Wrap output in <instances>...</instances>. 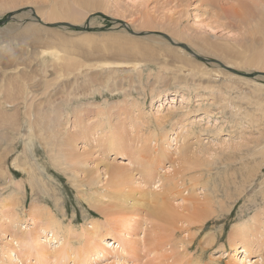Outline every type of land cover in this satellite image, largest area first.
Returning a JSON list of instances; mask_svg holds the SVG:
<instances>
[{"label": "rangeland", "instance_id": "1", "mask_svg": "<svg viewBox=\"0 0 264 264\" xmlns=\"http://www.w3.org/2000/svg\"><path fill=\"white\" fill-rule=\"evenodd\" d=\"M206 1L0 0V47L13 40L28 22L47 29L38 31L41 44L31 43L20 50L21 41H11L14 49L19 47L20 51H9L12 52L10 66L3 65L5 60L0 62V83L10 86V81L11 86L16 87L28 80L31 84L27 86L34 92L18 105L14 102L3 111L0 109V114L16 118L19 124L18 129L14 122L5 127L13 139L8 142L7 149L11 152L4 160L10 174L0 183V259L10 255L13 264H19L15 258L26 259L12 236L20 231L18 223L31 226L30 212L36 204H41L51 208L63 224L77 231L99 221L106 222L105 228L111 226L113 232L124 233L125 240H129L126 249L114 248L97 264H112L114 253L121 256L124 264H150L153 259L160 264L172 261H177L176 264H236L233 261L236 225L250 223L254 215L264 213V25L258 28L262 32L259 34L253 26L234 20L232 15L239 0ZM262 3L264 0H255L256 5H252L257 11H264ZM37 7L42 9L37 11ZM224 8L228 10L227 15L221 14ZM37 48H56L70 53V57L82 62L80 65L89 64V69H83L81 74L76 73L80 67L73 74L67 72L66 82L70 86L59 88L62 78L56 76L67 60L56 65L47 54L41 63L39 57H31ZM124 53L128 61L138 63L136 70L126 68L116 75L111 69L96 65L124 59L118 58ZM187 54L205 69V74L193 65L192 74L187 67L176 69L178 61L181 65L187 61ZM92 71L100 72L93 74ZM21 73L26 81L17 77ZM5 78L9 80L3 81ZM173 97L177 100L175 106L166 111L167 102H172ZM102 108L110 110H105L104 116L99 115ZM26 112L30 116L26 117ZM169 112L172 115L169 114L162 128L157 117ZM105 116L114 128L121 130L122 144L131 147L124 152H129L130 156L123 155L119 161L123 158V162L129 161V166L139 167L134 150L145 135L156 149L164 144L171 151L176 150L173 157L180 153L190 162L189 170L203 174L196 193L201 199L207 195L205 200L217 212L189 230L185 229L189 224L172 225L158 220L149 214L152 206L145 194L160 187L154 188L156 183L148 184L141 172L135 170L130 186L134 195L128 199L140 196L133 203L141 213L120 216L100 213L113 204L133 208L132 202H121L119 194L123 190L113 191L107 185L105 171L112 154L103 156L99 151L104 150L94 137L99 129L91 130L95 133L90 135L91 141H86L76 123V118H83L86 120L83 126L87 124L86 127L91 128ZM165 133L169 137L166 140ZM68 140L74 146H67ZM83 150L86 171L76 165ZM164 160L165 165L171 164L166 157ZM173 167L171 164L165 170ZM160 175L156 173L157 182ZM92 177L99 182H89ZM108 193H115V197L110 198ZM182 203L181 198L174 201L176 206ZM14 218L18 222L11 221ZM253 230H257V225ZM145 232L146 245L137 244ZM84 236L70 240L71 247H66L65 258H55L45 264H74L75 256L71 252L77 244L80 249L82 245L90 248L89 253L82 249L86 251V254L83 251L84 256L92 254L95 239L90 234ZM11 237L14 245L8 240ZM184 237L188 243L182 242ZM149 241L152 246L148 245ZM156 244L159 246L155 252ZM11 246L14 247L12 252L8 250ZM238 247V257H244L243 244ZM262 250L259 246L252 248L251 263H245L261 264L263 260L257 262L256 259H264ZM88 256L83 262V257L77 255L78 262L88 264L85 263ZM197 260L199 262L195 263Z\"/></svg>", "mask_w": 264, "mask_h": 264}, {"label": "bare ground", "instance_id": "2", "mask_svg": "<svg viewBox=\"0 0 264 264\" xmlns=\"http://www.w3.org/2000/svg\"><path fill=\"white\" fill-rule=\"evenodd\" d=\"M204 1L207 3L206 0H204ZM14 2H15V0H14ZM254 3H255V0H250V1L249 0H239L238 6H237L238 8L235 9V13L232 15L235 17H232V18L234 20L239 21L240 23L246 24L248 26H253L252 29H254L255 31H258V28L260 26L264 25V11H257L256 6L253 7V5H252ZM254 5H256V4H254ZM262 5H264V3H262ZM16 6H17V3H16ZM220 7H222L221 4H220ZM37 9L36 10L39 11L42 8L37 7ZM38 13H40V12H38ZM31 14H33V13H31ZM221 14L227 15L228 10L226 8H224V10H222ZM22 15H24V14H22ZM45 16H48V15H45ZM254 24H255V26H254ZM17 27H19V25ZM31 27H32V29H31ZM22 29H23L22 31L20 30L17 33L16 37H12L13 40L9 39L10 41H8L7 44L0 47V62H1V60H5L2 63H3V65H5L7 67L10 66V64H11V62H9V61H10V54L12 52H9V51L13 50L15 52L19 49V47H18L15 50L14 47L12 46V42L14 40L21 41L20 50H22L28 44L35 43L37 45L40 42H42L41 38H40L41 37L40 33H38V31L39 30H46L47 31V29L43 28V26L39 25L38 23L32 22V21L28 22V23H26V25L22 26ZM258 33L260 34L262 32L258 31ZM52 38H54V36ZM20 50H18V51H20ZM177 50H179V49H177ZM65 51L68 52L67 50H65ZM23 52H25V51H23ZM47 54H48V57L50 58L51 63H56V65H59L61 63L63 64L64 61L67 60V62L61 66V70L57 73V76H56L58 78H62L60 80V82L58 83L59 88L63 89V88H68L66 86H70L66 82V79L69 77V74L67 72H69L70 74H73L74 70L79 69V67H80V70H77L76 73L81 74L83 72V69H85V70L89 69V64L84 63V65H80V64H82V62L78 63L77 60L70 57V53H63L62 50H59L56 48H52L49 50L48 49L39 50L37 48L33 51V55L31 54L32 55L31 57H33L34 59L39 57V59L41 60V63H42V61L46 59ZM13 56H15V55H13ZM44 57H45V59H44ZM121 57H124V59H114L111 61H105L102 63H98L96 65L98 66V68L100 66L102 69H106V68L111 69L113 74H116L119 71H123L126 68H127V70L128 69L132 70V71L136 70V66L138 65V63H133L132 61H128V58L125 56V53L122 54V56H119L118 58H121ZM186 58H187L186 59L187 61H183L182 65L180 64V61L177 62L176 69H182L184 67H187L186 70H189L192 74L193 72H195V70L191 69V67H192L191 65L196 66V68H198V69L201 68V65L198 66V63L194 59H192L191 56L188 55V57H186ZM193 62L196 64L194 65ZM6 63L7 64L10 63V64L6 65ZM184 64H186V66H184ZM85 65H87V66H85ZM22 66H23V64H22ZM98 68H96V69H98ZM23 71H25V70H23ZM201 71L204 74L206 72L205 69H203V68H201ZM99 72L95 73L92 71L93 74H98ZM208 73H210V72H208ZM32 75H34V74H32ZM17 77L23 78V80L26 81L24 76H23V73H21V75H17ZM15 78H16V75H15ZM4 80H7V79L5 78V79H3V81ZM19 81H17V83ZM27 83H30V82H28V80H27V82L18 83L16 87L11 86L10 81H9L10 86L6 85L7 84L6 82L0 83V109L2 111H3V109L6 108V106L8 104L14 105V102H16L15 105H18L19 103H21L20 100H24L29 95L31 96V93H33V95H34V92L30 91V89L28 88ZM45 84L46 83L44 82V86H45ZM172 100H173L172 102H167L166 111L168 109L172 110V108L175 106L174 103L177 101L176 97H173ZM29 105H32V104H29ZM107 109L110 110L109 108L99 109V111H98L99 115L103 114V116H104L105 110H106V112H108ZM8 111H9V109L7 110V112ZM26 114H27L26 117L30 116L27 112H26ZM169 114H170V116L172 115V113L169 112L168 114L157 117V120H159L162 123V128H163V126H165L166 122L168 121ZM26 117H25V120H26ZM140 118L143 120V123H145L143 117H140ZM15 119L16 118H8V115H6V114H0V129H2L0 131V183H4L5 181L3 182L2 180H5L6 178H8V175L10 174L8 171H6V165H5L4 160H5L6 156L8 154H10V152H11V150L7 149V145H8V142H10L13 139V137H12V135H8L9 133H7L5 127L8 126L7 123L14 122V124L16 125V127L18 129L19 124L16 123ZM82 119L83 118H79V120H78L76 118V121H77L76 123H78L77 126L80 127V130L82 131V133L84 135V136H82V139H85L86 141H91L92 137H90V135L91 134L93 135L95 133L94 131L91 132V130H95L97 132V130L99 129L98 133L94 135L97 144L104 149V150H99V151H102L101 153L103 156L109 154V152H111V154H112V156H111L112 161L107 165V169L105 171V176H107V180H106L107 185L113 191L114 190H123L122 193L119 194L120 195L119 198H120L121 202H123L124 204H126L127 202H132L130 204H132L131 207H133V208H128L124 205L120 206L119 204H117V205L113 204L114 205L113 207H105L100 213H103L104 215H107V216H110V215H117V216L119 215L120 216V215H124L126 213H132V214L133 213H136V214L141 213V212H139V207L134 206V203H133L134 200H138L140 198V196H138L137 198L133 197L132 199H128L131 195H134L131 192L132 189L130 186H131V182L135 178L134 177V171L135 170H138L141 172L142 176L145 178V180L148 184L151 185V183H156L154 188L160 187V189H158V190L152 189L151 193L150 192L149 193L146 192V194L144 193L147 196V200H148L149 204H151V206H152L151 210L149 211V214L157 217L158 220H160V221L164 220L166 223H172V225H176L177 223H181V225L189 224L185 228L186 230H189L191 228L197 227L198 223L206 222L211 217L212 214L217 212L215 209H212L211 205L209 203H207V201L205 200L207 195L204 196L203 199H201L200 198L201 196H199V194L196 193V185H198V183L201 182L200 180L202 179L203 174H195L196 170H189L188 168L190 166V162L187 161L186 158H183V155H181L180 153L178 156L173 157L172 154H174L176 150L171 151L169 149V147L165 146L164 144H162L161 148L156 149L154 147V144L152 143V141L149 139V137H147L145 135L143 137V140L140 142V145H137L136 149L134 150V155L136 156L135 157V163L139 166L135 169V167L133 168V166H129L130 165L129 161L127 163H125V162H123V158L120 159V161H119V158L122 157L123 155L130 156L129 152H127V153H124V152L131 150L130 144H128L127 146L122 144L123 137L121 136V134H122L121 130L117 129L116 127L114 128L115 125H113L106 116L104 117V119L101 120V123L98 122V123H96V125L92 126L91 128L86 127L87 124H86V126H83L84 125L83 123L86 120L84 121V119L83 120ZM20 127L22 128L21 125H20ZM77 131H79V130H77ZM137 134H138V132H136V135ZM163 135H164L163 138L166 140L168 135L166 133ZM167 142H169V141H167ZM67 146H74V144L68 140ZM123 148L125 150H123ZM85 154L86 153L83 150V152L81 153L80 159L76 162V165H79L81 168H85V171H86L87 168L85 165L87 162H86L85 158L83 157V156H85ZM134 155H132L131 158L134 157ZM165 157L169 160V163L173 164L175 167H173L172 169L165 170V169L171 167V164H169V165L164 164L165 163V160H164ZM176 161H177V163H176ZM159 166H162L163 168H161V170H160ZM170 170H171V172H169ZM187 170H188V172H187ZM190 171L191 172L193 171L194 174H187ZM156 173L161 174L158 178V182L156 181ZM97 177H100V175L97 174ZM186 177H189L190 179H187ZM89 182L98 183L99 181L95 180L94 177H92L89 180ZM184 191H187V193L184 194ZM108 195L112 199L115 197V193H108ZM136 195L137 194H135V196ZM140 195H142V194H140ZM145 195H143V196H145ZM101 196L103 197L104 195H101ZM175 196H178V197H175ZM96 197L99 198L98 196H96ZM178 198H181L183 201L181 206H176L174 204V201H177ZM97 200H99V199H97ZM99 203H103V202L100 201ZM178 203H180V202H178ZM93 205H95V204H92L91 206H93ZM98 208H99V210H101V207L98 206ZM261 214L254 215L255 219H251V222H250L252 224L248 223V221L247 222L245 221L246 223L242 222V223H238L236 225V228H235L234 233H233V237H234L233 238V240H234L233 245L236 246L235 247L236 248L235 257L233 258L234 263H236V264H239V263L240 264H246L245 262L251 263V259L249 257L252 253V248H255L256 246H259V250L263 249L262 251H264V213L261 212ZM30 216H31V224H29V225H31V226L26 227V226H22L18 223L17 228L20 229V231L18 232L17 236H12L13 241H16V243L19 244L20 250H22L23 255L26 256L25 260H23V259L19 260V259L15 258V260L17 262H19V264H35V263L36 264H45L46 262L52 261L55 258L56 259L60 258V257L65 258L67 253H68L66 247L67 246L71 247L70 240L71 239H80L85 234H90L95 239L93 242L96 243V244L95 243L93 244V245H95L94 250H93L94 253L92 252V254H90L89 256L87 254L88 259L86 258L85 263L88 262V264H90L91 262H93V264L94 263L97 264L100 260L102 261V259H104L105 256H108V254H111V251L114 250V248L120 249L123 247V249L125 250L126 249L125 244H127V245L129 244V242H128L129 240L128 241L125 240V238L123 236L124 233L122 231H121L122 233L116 232V231L113 232V231H111L112 228L109 225L108 226L110 227V229L105 228L106 222L102 223L99 221H94L87 228H85L81 231H77L74 228H70V226H66L65 224H63L62 221H59L58 218L53 213L52 209L48 208L46 205L36 204L34 207V210H32L30 212ZM11 221L18 222L15 218L11 219ZM110 225H113V224H110ZM255 225H257V230H253L255 228ZM202 226H203V224H201L200 227H202ZM181 227L182 226H179V228H181ZM182 229H183V227H182ZM110 231L113 234V236H111V237H110V235H111ZM145 235H146V232L139 239V241H137V244H141L142 246L146 245L147 241H146ZM160 236H162V235H160ZM191 236H193V235H191ZM191 236H190V238H191ZM12 237L9 238L8 240L12 243V245H14V242L12 241ZM187 237L189 238L188 235H187ZM84 238H86V237L84 236ZM96 238L98 240L97 242H96ZM107 239H111V240H107ZM170 241H172V240H170ZM149 242H148L149 243L148 245L152 244V241H149ZM182 242L188 243V241L185 237L182 239ZM240 243L243 244L242 252L245 253L244 257H238V254H237V252H239V247L237 248V245ZM72 244H74V243H72ZM76 246L75 247L77 249L75 247H72V252H71L72 256H75L73 258V262H74V264L75 263L76 264L77 263L84 264L83 263L84 259L87 256L86 255L84 256L83 253L85 252V254H86V251H88L87 253H89L91 250H90V248H89V250L83 248V245L81 246V249H80V247H78L79 246L78 244ZM150 246H152V245H150ZM150 246H147V247H150ZM158 246H159V244L158 245L156 244V246L154 247L155 252L157 251ZM153 247H151L150 249L152 250ZM82 249H84L86 251H84ZM8 250L10 252H12L14 250V247L11 246L8 248ZM152 252L150 251V253H152ZM51 253L54 255H51ZM77 255L79 256V258L84 256L83 262L80 260L78 262ZM114 255H115V257H113L114 259H113L112 264H124V260L122 258H120L121 257L120 255H118L116 253H114ZM29 259H30V261H28ZM31 260H33L34 262ZM256 260H257V262H259V261L261 262V260H263L261 264H264L263 257L256 259ZM256 260H254V261L256 262ZM198 262H199V260H197V262H195V263H198ZM149 263L150 264H160L159 262L154 263V259H153V261H149ZM176 263H177V261H174V262L172 261L169 264H176ZM0 264H13L11 262L10 255L6 258L0 259ZM256 264H258V263H256Z\"/></svg>", "mask_w": 264, "mask_h": 264}]
</instances>
